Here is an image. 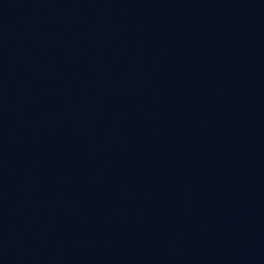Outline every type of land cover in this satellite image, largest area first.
<instances>
[{"label": "water", "instance_id": "95a60500", "mask_svg": "<svg viewBox=\"0 0 264 264\" xmlns=\"http://www.w3.org/2000/svg\"><path fill=\"white\" fill-rule=\"evenodd\" d=\"M0 264H264V0H0Z\"/></svg>", "mask_w": 264, "mask_h": 264}]
</instances>
